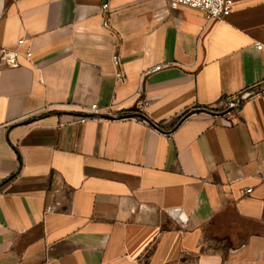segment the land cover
Returning <instances> with one entry per match:
<instances>
[{"label": "crops", "instance_id": "0c3cea01", "mask_svg": "<svg viewBox=\"0 0 264 264\" xmlns=\"http://www.w3.org/2000/svg\"><path fill=\"white\" fill-rule=\"evenodd\" d=\"M232 1L0 0V264H264V0Z\"/></svg>", "mask_w": 264, "mask_h": 264}, {"label": "built area", "instance_id": "2783aa9c", "mask_svg": "<svg viewBox=\"0 0 264 264\" xmlns=\"http://www.w3.org/2000/svg\"><path fill=\"white\" fill-rule=\"evenodd\" d=\"M173 3L184 5L190 7L192 9H196L200 11L207 22H213L216 20H220L226 16H228L233 7L232 0H170ZM102 11L105 12L108 8L107 3H103L101 5ZM103 28H108V20L105 18L102 22ZM24 39H18L16 42L17 46H22L24 44ZM256 48L261 49V45L256 43ZM19 55V51L15 48L3 47L0 49V64L7 67H13L17 64V57ZM26 57L31 56L30 51L25 52ZM113 63L117 64L118 57L116 55L112 56ZM160 69V66H154L153 68L146 71V73L154 72ZM120 76L119 73L116 74ZM236 101H232L231 106L235 105ZM146 103L144 101L136 102V109L142 108ZM91 112H96L95 104H92L88 108ZM87 120L86 117H81L80 122H85ZM249 192V190H247ZM185 227V224L183 225Z\"/></svg>", "mask_w": 264, "mask_h": 264}, {"label": "trees", "instance_id": "16d2710c", "mask_svg": "<svg viewBox=\"0 0 264 264\" xmlns=\"http://www.w3.org/2000/svg\"><path fill=\"white\" fill-rule=\"evenodd\" d=\"M189 115V112L184 113L179 119L178 122L182 121L184 118H186Z\"/></svg>", "mask_w": 264, "mask_h": 264}, {"label": "rangeland", "instance_id": "374dc122", "mask_svg": "<svg viewBox=\"0 0 264 264\" xmlns=\"http://www.w3.org/2000/svg\"><path fill=\"white\" fill-rule=\"evenodd\" d=\"M230 103H232V101Z\"/></svg>", "mask_w": 264, "mask_h": 264}]
</instances>
